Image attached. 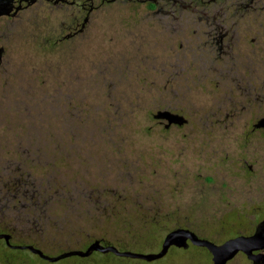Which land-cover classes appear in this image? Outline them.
I'll use <instances>...</instances> for the list:
<instances>
[{
  "label": "rangeland",
  "instance_id": "374dc122",
  "mask_svg": "<svg viewBox=\"0 0 264 264\" xmlns=\"http://www.w3.org/2000/svg\"><path fill=\"white\" fill-rule=\"evenodd\" d=\"M60 23L45 7L0 19V147L14 157L15 136L36 135L35 161L23 171L42 193L29 194L18 212L1 211L0 232L49 255L95 239L154 252L175 227L215 243L250 234L264 216V134L248 136L242 121L224 116L227 91L199 82L162 95L158 56L132 50L130 25L56 41ZM167 105L187 124H159L152 114ZM219 112L220 120L210 116ZM20 258L81 264L49 262L0 240V264ZM99 258L93 253L82 264H103ZM106 264L212 261L205 248L189 245L150 262ZM227 264L253 263L238 253Z\"/></svg>",
  "mask_w": 264,
  "mask_h": 264
},
{
  "label": "flooded vegetation",
  "instance_id": "af4514ba",
  "mask_svg": "<svg viewBox=\"0 0 264 264\" xmlns=\"http://www.w3.org/2000/svg\"><path fill=\"white\" fill-rule=\"evenodd\" d=\"M42 7L61 18L56 41L85 39L111 23L130 25L132 50L158 56L162 95L182 84L214 83L228 94L224 116L242 121L248 136L264 134V127L256 126L264 117V0H0V19L17 20ZM158 110L185 117L171 105ZM219 115L210 114L214 120ZM155 120L165 129L188 122L165 127V119ZM15 138L10 148L16 157H5L7 146L0 147V212L17 211L30 189L21 179L22 164L34 158L36 135Z\"/></svg>",
  "mask_w": 264,
  "mask_h": 264
},
{
  "label": "water",
  "instance_id": "95a60500",
  "mask_svg": "<svg viewBox=\"0 0 264 264\" xmlns=\"http://www.w3.org/2000/svg\"><path fill=\"white\" fill-rule=\"evenodd\" d=\"M3 13L4 10L0 9V15ZM2 51L3 48L0 47V58ZM153 117L155 119H165V127L171 124L182 125L186 122V118L183 115L167 110H157L153 114ZM256 126L264 127V117L258 121ZM0 239H3L9 248L27 249L41 259L49 262H56L70 256L88 257L93 252H111L115 256L141 259L150 262L165 256L171 247L187 249L189 245H193L205 248L211 254L212 264H227L238 253H243L253 264H264V217L256 223L251 234H238L221 243H215L207 238L200 237L187 227H175L164 234L159 250L154 252H140L128 249L120 250L115 245L104 244L99 239H95L85 249H71L62 251L56 255H49L32 244L11 243V234L7 232H0Z\"/></svg>",
  "mask_w": 264,
  "mask_h": 264
},
{
  "label": "trees",
  "instance_id": "16d2710c",
  "mask_svg": "<svg viewBox=\"0 0 264 264\" xmlns=\"http://www.w3.org/2000/svg\"><path fill=\"white\" fill-rule=\"evenodd\" d=\"M33 161H35V157L33 158V159H28V160H26V163L28 164V162H33ZM22 166H23V164H22ZM21 179H22V182H23V185H27V187H30V189H29V193L27 194V193H25V194H27V195H25V194H23L22 195V197H21V199H20V201H19V208H18V210L16 211V212H18V211H20L21 209H22V206H21V201L22 200H25V199H29L30 197L28 196L29 194L30 195H32V198H34V196L35 197H37L38 198V196H39V198H40V196L42 195V193H41V190H40V188L36 185H32L31 184V182H30V179L27 177V175L25 174V173H22V176H21ZM33 182V181H32ZM37 188V189H36ZM25 192V191H24ZM8 233V232H7ZM146 234V233H145ZM0 240H3V239H0ZM4 241V240H3ZM101 241V240H100ZM104 244H109V243H104ZM33 245V244H32ZM113 245V244H112ZM35 246V245H34ZM117 248H119L120 250H126V249H128V250H133V251H141L142 249H139V248H136V249H130L131 247H128V246H123V245H115ZM37 247V246H36ZM39 248V247H38ZM172 248V247H171ZM176 248V247H175ZM58 251H59V253L60 252H62V251H66V250H71V249H67V248H63V249H61V248H58L57 249ZM93 253H96V252H93ZM92 253V254H93ZM97 254L99 255V261L100 262H102L103 264H106L109 260H117V261H128V262H131V261H145V260H141V259H133V258H128V257H119V256H115L113 253H111V252H108V253H100V252H97ZM35 255V254H34ZM37 256V255H36ZM91 256V255H90ZM38 257V256H37ZM70 257H75L76 259H78L80 262H81V264L83 263V262H86V261H88L89 260V256L88 257H80V256H70ZM38 258H40V257H38ZM66 258H68V257H66ZM41 259V258H40ZM64 259V258H63ZM61 260V259H60ZM6 263L7 264H11L12 262L9 260V259H7V261H6ZM16 264H30L29 262H27V260L26 259H21L20 258V261H18Z\"/></svg>",
  "mask_w": 264,
  "mask_h": 264
}]
</instances>
